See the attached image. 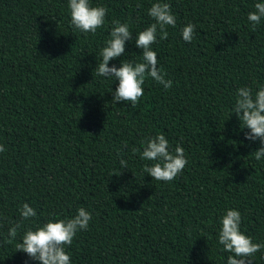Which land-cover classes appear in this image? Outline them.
<instances>
[{"label": "trees", "instance_id": "1", "mask_svg": "<svg viewBox=\"0 0 264 264\" xmlns=\"http://www.w3.org/2000/svg\"><path fill=\"white\" fill-rule=\"evenodd\" d=\"M168 3L176 26L152 49L172 87L147 77L135 107L113 104L115 78L96 75L113 21L129 23L126 54L140 62L136 35ZM264 0H91L108 8L95 34L71 24L69 0H0V264H37L16 244L50 220L92 215L66 252L72 264H227L218 242L229 209L241 231L264 242V158L233 112L241 87H264ZM196 25L191 43L182 29ZM165 135L189 163L171 182L154 180L144 143ZM133 149H139L134 152ZM127 161L122 169L120 160ZM27 203L37 216L4 243ZM264 264V250L250 258Z\"/></svg>", "mask_w": 264, "mask_h": 264}, {"label": "clouds", "instance_id": "2", "mask_svg": "<svg viewBox=\"0 0 264 264\" xmlns=\"http://www.w3.org/2000/svg\"><path fill=\"white\" fill-rule=\"evenodd\" d=\"M71 24L74 29L83 33L95 34L104 26L108 8L93 6L91 0H69ZM255 11L248 14V21L253 29L264 18V3H256ZM148 15L155 21L145 30L136 35L135 46L142 49L140 62L123 60L121 66L109 67L110 61L126 54V42L132 40L133 33L129 23L113 21L110 38L102 48L100 56L102 62L95 69L96 75L104 78H115L119 81L113 95V104L130 102L133 107L140 102L144 95L143 85L147 77L161 84L165 90L172 87V81L166 80V73L158 67L157 53L152 45L157 43V36L161 40L168 39L167 27L176 26V17L172 13L170 4L154 3L148 10ZM196 32V25L188 23L182 29V38L191 43ZM233 112L242 122L243 128L248 129L245 138L248 141H260V148L254 151L255 159L264 158V87L253 93L251 88L241 87L237 90ZM144 143L141 159L152 161V165H145L144 172L156 181L171 182L182 174L189 163L185 150L177 145L170 150L169 141L165 135L158 134L148 138ZM6 149L0 145V153ZM134 152L139 149H133ZM122 169L127 168V161L120 160ZM37 216L34 208L25 203L20 209V220L14 222L9 229L4 243L11 244L17 237L18 230L23 228V221ZM92 215L84 207L78 209L73 218L49 221L35 230L29 228L24 232L22 241L16 244L18 252L26 253L30 260L37 264H72L71 255L66 248L71 246L77 233L87 230ZM242 215L238 210L229 209L221 219V229L218 242L223 250L231 253L227 264H252L251 257L264 250V242L255 243L253 239L241 231Z\"/></svg>", "mask_w": 264, "mask_h": 264}]
</instances>
